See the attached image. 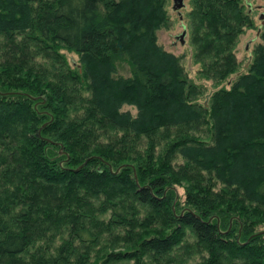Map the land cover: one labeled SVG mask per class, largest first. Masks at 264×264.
Instances as JSON below:
<instances>
[{
  "label": "trees",
  "instance_id": "16d2710c",
  "mask_svg": "<svg viewBox=\"0 0 264 264\" xmlns=\"http://www.w3.org/2000/svg\"><path fill=\"white\" fill-rule=\"evenodd\" d=\"M188 1L193 54L216 85L237 68L234 37L253 24L240 0ZM164 5L0 0V38L74 53L80 74L62 66L60 75L88 95L70 118L59 96L53 104L25 80L0 86V264H264V22L247 69L201 104L188 100L202 92L177 57L156 42ZM120 62L128 76L117 73ZM98 126L147 140L173 134L166 155L182 162L173 168L163 155L154 166L150 154L143 163L101 141L76 144ZM202 178L228 194L214 198ZM180 181L190 185L183 206Z\"/></svg>",
  "mask_w": 264,
  "mask_h": 264
},
{
  "label": "rangeland",
  "instance_id": "374dc122",
  "mask_svg": "<svg viewBox=\"0 0 264 264\" xmlns=\"http://www.w3.org/2000/svg\"><path fill=\"white\" fill-rule=\"evenodd\" d=\"M240 1L243 6V11L250 17L253 27L247 29L245 28L243 32L234 37L231 49L235 56L234 58L238 62L237 68L235 71L228 74L224 81L215 85L211 80L201 78L202 75L200 72L205 69L208 70L209 68H207V66L209 65H203L199 62L198 58L194 57L193 54L195 46L191 42L189 30L186 24V14L191 8V2L188 0H181L183 7L175 10L172 9L173 0H165L164 7L167 17L166 25L162 29L156 31V42L164 50L171 52L177 57L178 62L186 75V79L192 84L197 85L199 92H202L201 95H196V98L193 95H189L188 100L191 102L205 104L208 96L215 89L227 88L231 81H233L239 73H242L247 69L248 63L253 55V48L259 42L258 34L262 27L260 16L264 15V0ZM21 38L22 35L12 38L10 41L0 38V86H4L5 82H8V80L11 79L25 80L31 86L38 87L41 91L49 94L53 104L57 103L54 101L55 96L56 98L59 96L60 99L63 100L62 106L63 109L68 112V117L72 118L76 114H81V107L87 104L88 99L86 88H84L81 83L75 84L73 82L63 80L60 75L61 72L59 71L62 66V68L67 67L68 69L76 70L77 56L63 48L60 49L61 56L49 54V52H44L43 49L36 48L37 44L29 38V40H26L25 42L22 41ZM229 41H231V39H229ZM203 57L207 58L204 59V62H206L210 56ZM77 70L80 74V70ZM210 71L213 72L212 69ZM117 73L122 76H128L129 71L126 64L123 62L118 63ZM53 83L58 85L62 84L64 89H66L64 90V94H60L57 90H55L52 86ZM122 109H128L131 113H134V110L131 107L123 106ZM206 128V125L203 124L198 126V129H203L199 132L201 135L200 139H209ZM172 131L173 130H171V132ZM166 133L167 132L158 133L152 139L147 140L145 137H135L129 133H125L124 131H116L110 127L105 128V126H98L95 127V129H85L81 133L82 135L79 137L76 144H81L83 142L99 144L101 141L102 144L111 145L115 151L121 152L122 155L129 156V160H137L143 163L148 160L147 155L150 154V161L148 162L157 166L160 164L163 155H166L168 145L171 143L172 139H174L173 134L169 133L168 136ZM149 143L151 144L149 145ZM169 153L167 154L169 155V165L175 168V166L180 164L182 160L176 153ZM164 169L167 168L164 166ZM198 181V184H208L209 191L214 198H225L228 194L227 189L223 188L218 183H213L212 181L204 182L203 178L198 179ZM187 185V181H180L179 184L174 187L176 199H178L179 205L181 206H183L184 189H190V185ZM262 223L264 226V222ZM263 226H259L258 229H264ZM105 236H103V238ZM38 242L41 241L38 240ZM51 242L55 244L59 243L57 235L53 237ZM122 249L123 246L119 245L109 248L106 252L109 253L111 251H118ZM28 251L30 252V250ZM27 254L28 252L23 256L26 257ZM109 264L124 263H121V261H115Z\"/></svg>",
  "mask_w": 264,
  "mask_h": 264
},
{
  "label": "water",
  "instance_id": "95a60500",
  "mask_svg": "<svg viewBox=\"0 0 264 264\" xmlns=\"http://www.w3.org/2000/svg\"><path fill=\"white\" fill-rule=\"evenodd\" d=\"M182 2H181V0H173V6H172V9H175V10H177V9H179V8H181L182 7ZM260 18H261V23H263L264 22V15H262V16H260ZM182 36V35H181ZM181 41V40H180ZM182 42V41H181Z\"/></svg>",
  "mask_w": 264,
  "mask_h": 264
}]
</instances>
